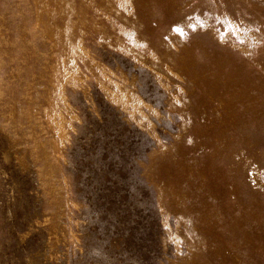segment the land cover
<instances>
[{
	"label": "rangeland",
	"instance_id": "1",
	"mask_svg": "<svg viewBox=\"0 0 264 264\" xmlns=\"http://www.w3.org/2000/svg\"><path fill=\"white\" fill-rule=\"evenodd\" d=\"M0 264H264V0H0Z\"/></svg>",
	"mask_w": 264,
	"mask_h": 264
}]
</instances>
